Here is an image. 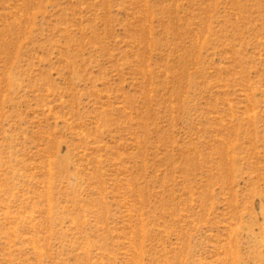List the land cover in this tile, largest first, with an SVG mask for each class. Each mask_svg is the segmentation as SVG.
Segmentation results:
<instances>
[{"label": "rangeland", "instance_id": "rangeland-1", "mask_svg": "<svg viewBox=\"0 0 264 264\" xmlns=\"http://www.w3.org/2000/svg\"><path fill=\"white\" fill-rule=\"evenodd\" d=\"M0 264H264V0H0Z\"/></svg>", "mask_w": 264, "mask_h": 264}]
</instances>
